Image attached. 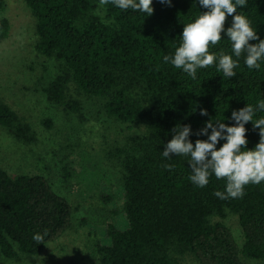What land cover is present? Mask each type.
<instances>
[{"label": "trees", "instance_id": "16d2710c", "mask_svg": "<svg viewBox=\"0 0 264 264\" xmlns=\"http://www.w3.org/2000/svg\"><path fill=\"white\" fill-rule=\"evenodd\" d=\"M25 2L36 19L35 50L58 67L46 87L50 100L81 114L80 100L67 99L73 84L91 98H102L115 121L142 128V133L125 135L108 151L107 160L119 176L121 207L112 210L118 213L117 222H111L96 243L98 260L93 264H186L185 255L200 264H248L241 255L264 259V182L245 186L242 198L220 199L215 193L225 190L226 180L213 174L207 186L198 187L190 180V156H163L178 125L191 126L189 139L195 145L197 139H208L196 134L207 122L235 126L233 111L264 101V60L259 70L249 69L243 53L235 77H224L214 64L198 69L196 80L165 63L164 56H173L180 46L185 24L208 11L198 0H171V5L153 0L151 16L122 10L111 0L105 5L100 0ZM6 7V0H0V13ZM237 14L247 16L264 40V0H247ZM232 20L227 17L222 40L210 52L223 49L232 54L226 34ZM11 30L10 19L1 18L0 43ZM203 109L207 116L200 115ZM261 117L264 111L257 110L253 122ZM0 124L18 140H35L31 125L1 97ZM245 127L246 150H254L259 129L252 122ZM224 143L221 140L217 150ZM73 214V205L45 175L12 176L0 167V252L5 258L41 254L65 235ZM229 214L239 218L243 246L225 220L216 218ZM45 230L43 244L34 241L33 236Z\"/></svg>", "mask_w": 264, "mask_h": 264}, {"label": "rangeland", "instance_id": "374dc122", "mask_svg": "<svg viewBox=\"0 0 264 264\" xmlns=\"http://www.w3.org/2000/svg\"><path fill=\"white\" fill-rule=\"evenodd\" d=\"M6 3L0 19L9 18L12 30L0 43V97L31 125L35 140H18L0 124V167L12 176L45 175L73 205L74 214L65 235L41 254L21 253L7 259L0 252V264H93L98 260L96 243L109 224L117 222L118 213L112 210L121 207L119 176L107 160L108 151L125 135L142 133V128L115 121L106 113L102 98H91L73 84L67 99L80 100L81 114L50 100L46 87L59 72L57 64L35 50L36 19L25 0ZM105 194L114 203L106 202ZM216 218L225 220L238 243L245 244L238 216ZM241 258L248 264H264V259ZM183 260L201 263L190 255Z\"/></svg>", "mask_w": 264, "mask_h": 264}, {"label": "clouds", "instance_id": "9594fccd", "mask_svg": "<svg viewBox=\"0 0 264 264\" xmlns=\"http://www.w3.org/2000/svg\"><path fill=\"white\" fill-rule=\"evenodd\" d=\"M101 5L109 0H100ZM122 10L132 9L153 15V0H111ZM199 4L208 11L199 15L194 22L185 24L182 33V42L176 48L173 56H164V62H170L176 68L182 69L193 80L197 79V70L216 64L217 71H222L224 77L233 78L234 71L239 67V57L246 53L245 64L249 69H260L259 61L264 60V40H261L252 27L251 20L242 14H237V7H245L247 0H198ZM160 3L171 5V0H160ZM232 16V26L227 28L226 34L231 42L232 54L223 49L210 52V47L222 40L225 32L227 17ZM250 41H259L256 44ZM233 54L237 59L233 58ZM218 62V63H217ZM264 111V101H258L256 107L247 104L238 111H233L231 119L235 126L229 127L224 122L209 121L197 135L208 136V139H197L195 145L189 139L192 135L191 126H177L173 138L163 151L165 158L176 156H190L191 182L198 187H205L213 174L217 179L226 180L223 192L215 195L220 199L242 198L245 186L264 182V117L253 122L256 111ZM200 115L207 116V110L200 111ZM252 122L254 129H259L260 141L254 150H246V124ZM211 135H208V130ZM226 133V135H225ZM225 140L226 143L217 150V144ZM171 171L172 165H165ZM43 234L33 236L34 241L43 244Z\"/></svg>", "mask_w": 264, "mask_h": 264}]
</instances>
